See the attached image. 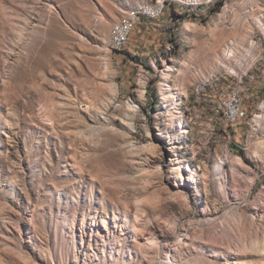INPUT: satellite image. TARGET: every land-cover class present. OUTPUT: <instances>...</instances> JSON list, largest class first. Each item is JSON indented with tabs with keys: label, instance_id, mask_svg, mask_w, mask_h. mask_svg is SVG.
Here are the masks:
<instances>
[{
	"label": "rangeland",
	"instance_id": "374dc122",
	"mask_svg": "<svg viewBox=\"0 0 264 264\" xmlns=\"http://www.w3.org/2000/svg\"><path fill=\"white\" fill-rule=\"evenodd\" d=\"M155 1L0 0V264H165L182 232L168 264H264V164L250 154L264 134L250 121L264 34L244 23L255 6L163 0L111 49L113 25ZM251 39L256 60L231 73L223 50ZM222 68L224 88L246 95V119L227 128L217 87L195 91ZM225 151L249 169L214 172Z\"/></svg>",
	"mask_w": 264,
	"mask_h": 264
},
{
	"label": "built area",
	"instance_id": "2783aa9c",
	"mask_svg": "<svg viewBox=\"0 0 264 264\" xmlns=\"http://www.w3.org/2000/svg\"><path fill=\"white\" fill-rule=\"evenodd\" d=\"M163 8L164 1L156 0L154 3H143L137 7L129 9L127 14L119 22L113 25L109 39V47L115 50L122 48L126 43L133 26L140 20L141 17H147L149 19L158 18L162 13ZM239 66H242V69L245 70V76L248 69L243 67L244 65L242 61L239 63ZM227 75L228 74L225 70H223L220 74H210L202 79L195 89V91L199 93V91L203 89V86L210 83L217 87L219 99L214 101V105L216 113L222 114L223 116L224 128L234 126L237 122L246 119L247 117V109L244 104L246 95L237 87L231 91L224 88V80ZM237 78L238 82H241L242 74H240ZM256 110L259 111V114L254 115L253 118L250 119L252 124H256L258 121L264 122V99L257 106ZM258 126L259 125H257V127Z\"/></svg>",
	"mask_w": 264,
	"mask_h": 264
},
{
	"label": "bare ground",
	"instance_id": "6f19581e",
	"mask_svg": "<svg viewBox=\"0 0 264 264\" xmlns=\"http://www.w3.org/2000/svg\"><path fill=\"white\" fill-rule=\"evenodd\" d=\"M248 2H252L253 5L255 6V8L252 10V12L250 13V17L246 20V22L244 21V23H246L245 28L249 31L252 29L251 26V22L254 23V26H256L258 28V30H260L263 34H264V14H262L263 16L261 17V12L262 10H264L263 6H264V0H247ZM263 3V5L261 4ZM255 47H256V42L254 39H251L249 41V46L244 50V53H241L240 55H237V50L239 49V44H234L231 43L228 47H226L223 52H222V59L225 60H229L231 61L229 69L232 72H236V70L238 69H242L240 68L239 63L243 60H251V61H255L257 56L255 54ZM222 60L219 61V65H222ZM223 70H226L224 68H222ZM172 70V67L170 65H167L166 69H165V74L163 76V80L167 81V79L169 78V73ZM226 72L230 73L228 70H226ZM164 81L162 82V84H165ZM161 90H164L165 88L163 87V85L160 86ZM163 99L165 100H169V104L170 106L173 105L174 103V98H168L167 94H164ZM132 106V105H131ZM172 118H176V116L172 115ZM260 128V127H259ZM258 130V128H257ZM261 137V136H260ZM250 154L251 156L256 159L257 161L261 162L264 164V134L262 135V139H260L257 143H255L250 150ZM231 161L232 165L234 167H239L242 169H249V167L247 165L244 164V161L240 158V157H234L233 154H230V152L225 151L222 154V157H219L218 160L216 161V164L213 167V171L216 173H221V171H223V164L225 161ZM233 167V172L232 175L233 177H235V168ZM178 177L181 178L183 177L182 173L179 172ZM255 179H253L252 177L248 180V186H251L253 184V181ZM249 192V187H247ZM101 225L103 227L106 226V221L105 219H101ZM223 227V225H222ZM186 236V233H180L178 235V237L176 238V240L174 241V243H172L171 245L169 244L167 249H166V254L167 256L172 260V256L173 254H176L178 252V250L182 247V245L185 243V239L184 237ZM188 237V236H187ZM163 240H168L167 238H164ZM200 263L197 264H212V262H210L209 258H207L204 254L200 255ZM170 261L165 262V264L171 263ZM173 261V260H172ZM179 264H183V263H179Z\"/></svg>",
	"mask_w": 264,
	"mask_h": 264
}]
</instances>
